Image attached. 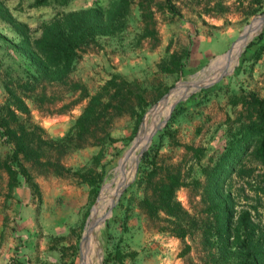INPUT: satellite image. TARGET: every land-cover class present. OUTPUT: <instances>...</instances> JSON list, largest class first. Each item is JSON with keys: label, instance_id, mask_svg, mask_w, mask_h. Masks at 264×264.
<instances>
[{"label": "rangeland", "instance_id": "obj_1", "mask_svg": "<svg viewBox=\"0 0 264 264\" xmlns=\"http://www.w3.org/2000/svg\"><path fill=\"white\" fill-rule=\"evenodd\" d=\"M115 1L71 0L64 7L31 8L32 0H2L12 17L28 26L31 39L59 12L90 7L105 11ZM128 2L123 29L87 47L63 83L41 80L27 84L28 61L0 39V116L10 121L4 110L10 105L8 86L27 109L24 114L10 105L17 117L10 125L20 123L34 132L32 152L20 156V164L37 187V193L31 192L19 175L9 185L4 165H12V145L0 135V264H225L199 231L194 229L179 240L160 232L163 221L142 212L138 202L144 192L131 187L141 156L128 184L111 208L110 204L112 194L120 189L118 181L141 126L173 93L156 127L168 117L165 124L142 149L145 152L154 143L157 166L180 168L184 185L176 190V200L194 219L208 218L205 179L182 145L204 149L199 165L210 167L222 145L223 130L240 109L230 98L253 93L264 99V50L255 59L257 45L248 48L264 31V22L232 59L216 60L229 54L246 28L264 14V0H170L178 15L169 12L165 0ZM0 35L11 42L17 40L11 25L2 19ZM173 59L176 65L183 63L180 71L170 68ZM162 63L169 66L161 70ZM209 66L203 80L190 82ZM112 74L135 81L140 101L125 90L129 100L114 104L92 138L79 146L62 141L87 101L79 89L93 95ZM140 109L141 120L135 127ZM96 155L99 166L95 169L97 173L102 170L103 176L93 193L75 171L93 165L91 159ZM246 165L255 173L264 171L255 163ZM227 186L233 211L256 206V219L264 226V194L257 191L263 186L261 178L233 177ZM98 206L102 211L98 229L92 248L86 251Z\"/></svg>", "mask_w": 264, "mask_h": 264}, {"label": "trees", "instance_id": "obj_2", "mask_svg": "<svg viewBox=\"0 0 264 264\" xmlns=\"http://www.w3.org/2000/svg\"><path fill=\"white\" fill-rule=\"evenodd\" d=\"M70 1L32 0L30 7H64ZM165 2L169 12L178 15L171 7L170 0ZM128 6V0H116L105 11L90 7L78 11L59 12L41 25L37 38L31 39L28 26L16 21L0 0V19L11 25L17 40L11 42L1 35L0 39L8 44L13 53L28 61L27 84L41 80L63 83L87 47L95 44L98 38L113 36L123 29ZM253 45H257L255 59H258L264 50V31L248 44V48ZM175 63L174 59L171 60L170 68H173V72L180 71L183 63L182 65L179 62L177 65ZM167 66L169 64L162 63L159 68L162 70ZM138 88L135 81L128 82L118 74H112L93 95L80 88L83 97L87 99L86 104L62 141L73 143L74 146L85 143L88 138H92L97 125L104 122L114 104L129 100L125 98V90L131 97H136L137 102L140 101ZM5 89L11 107L20 113H27L22 99L8 86H5ZM230 101L234 106L239 105L240 109L235 119L223 130L222 145L218 148L210 167L199 165L204 149L182 145L191 154L200 175L205 179V189L209 195L206 209L208 218L205 221L194 219L176 200V190L184 185L180 168L157 166L154 143L142 153L131 187L135 185L144 192L138 202L142 212L150 219L164 222L159 229L160 232L184 240L195 229L210 247H214L218 254L224 257L225 264H264V226L256 219L257 207L253 206L251 210L235 213L233 197L227 186L233 177L261 178L263 186L257 187V191L264 194V171L255 173L246 165L247 162L255 163L264 169V99L248 93L234 95ZM9 106L4 110L10 121L0 116L2 129L0 135H4L12 145L9 161L13 166L4 165L9 185L15 182L16 176L19 175L30 187L31 192L37 193L36 185L20 164V156L27 157L28 153L32 152L31 137L34 132H28L20 123L10 125L12 121L17 122V117ZM142 112L143 109H140L135 127L141 120ZM162 134L163 131L159 136ZM91 160L93 165L76 170L75 175L95 193L103 171L97 173L95 169L96 165L99 166L98 155Z\"/></svg>", "mask_w": 264, "mask_h": 264}, {"label": "bare ground", "instance_id": "obj_3", "mask_svg": "<svg viewBox=\"0 0 264 264\" xmlns=\"http://www.w3.org/2000/svg\"><path fill=\"white\" fill-rule=\"evenodd\" d=\"M262 22H264V15L259 16L257 19H255L253 24L249 25L246 28V31L242 34L240 40L237 41L234 44V47L229 52V54L227 53L228 55L226 54L224 57H219L216 60H219V59H224V60L232 59L237 54V52L239 51L241 46L248 39V37L260 26V24ZM210 67L211 66H209L206 69H204L198 76H195L190 82L195 83L197 81L203 80L204 79V75H203L204 71H206ZM172 94H170V96L166 97L165 100L162 103H160L154 109V111L152 113H150L148 115V117L146 118L143 126H141L142 128H141V130L139 132V135H138L137 139L134 141L132 149L129 152V157L126 160V171L119 178L118 188L120 187V189H118V190L116 189L117 191L114 194H112V200L117 196L118 192L122 189V187L129 181V179H130V177L132 175L131 169H132L133 165L136 163L137 156H138L139 152L142 150V148L144 147L145 143L148 141L149 136H150L151 132L157 126V122L159 121L160 117L165 115L167 113L168 109H169V104H170V101L172 99ZM105 197L103 199H105ZM104 205H107V204H104ZM99 208L100 207L98 206L97 211H96V215H95L94 220H93V222L91 224V227H90L91 228V231H90L91 234H90V238H89V245H88L86 251H88L89 249L92 248V241L95 239V232L98 229L99 220H100V216H101V213H102V211L100 213Z\"/></svg>", "mask_w": 264, "mask_h": 264}, {"label": "water", "instance_id": "obj_4", "mask_svg": "<svg viewBox=\"0 0 264 264\" xmlns=\"http://www.w3.org/2000/svg\"><path fill=\"white\" fill-rule=\"evenodd\" d=\"M262 15H264V14H262ZM259 16H261V15H259ZM241 34H242V33H241ZM239 37H240V36H239ZM239 37H238V38H239ZM234 43H235V42H234ZM232 45H233V44H232ZM229 50H230V49H229ZM229 50H228V51H229ZM228 51H227V52H228ZM227 52H226V53H227ZM201 88H202V87H200V88H198V89H195V90H193L192 92H195V91H197V90H199V89H201ZM192 92H190V93H192ZM190 93H189V94H190ZM189 94H188V95H189ZM185 98H186V96H185L184 98H182L180 101H182V100L185 99ZM180 101H179V102H180ZM167 118H168V117H167ZM167 118H166V120H167ZM166 120H165V121H166ZM165 121H163L158 127H156V128L151 132V134H150V136H149V139H148V143H149V141H150L152 135L155 133V131H156L158 128L162 127V126L165 124ZM133 142H134V141H133ZM131 145H132V144H131ZM130 147H131V146H130ZM130 147H129V148H130ZM129 148H128V149H129ZM128 149H127L125 152H127ZM144 149H145V148H144ZM144 149H142V150L139 152V154H138V156H137V159H138L139 156H141V154H142V152L144 151ZM123 155H124V154H123ZM120 160H121V159H120ZM120 160H119V162H120ZM119 162H118V164H119ZM127 184H128V183H126V185H127ZM121 191H122V189L118 192V194L121 193ZM115 200H116V198H114V199L111 201L110 208H111V206L114 204ZM108 214H109V212L106 213L105 216H107ZM105 216H104V217H105Z\"/></svg>", "mask_w": 264, "mask_h": 264}]
</instances>
